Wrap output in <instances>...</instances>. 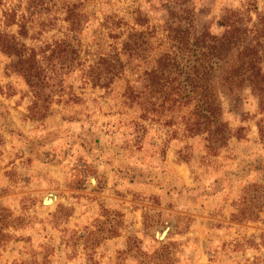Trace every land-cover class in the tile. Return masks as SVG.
Wrapping results in <instances>:
<instances>
[{"label": "rangeland", "instance_id": "374dc122", "mask_svg": "<svg viewBox=\"0 0 264 264\" xmlns=\"http://www.w3.org/2000/svg\"><path fill=\"white\" fill-rule=\"evenodd\" d=\"M18 1L5 0L0 22ZM99 8L100 17L114 11L130 25L136 10L146 13L123 0ZM184 18L183 45L158 27L138 28L149 42L142 54L151 56L141 69L157 65L155 54L177 56L181 64L169 62L164 71L173 80L197 60L189 37L207 34V25L190 13ZM247 32L219 40L234 42L223 56L227 77L241 63V42L259 47ZM8 63L0 59V264H264V106L248 87L239 94V113L222 98L225 119L245 129L242 137L206 161L202 139H171L177 125L121 112L120 84L103 96L71 76L44 117L33 116L29 87ZM235 77L248 81L247 74ZM180 150L192 159L182 160Z\"/></svg>", "mask_w": 264, "mask_h": 264}, {"label": "trees", "instance_id": "16d2710c", "mask_svg": "<svg viewBox=\"0 0 264 264\" xmlns=\"http://www.w3.org/2000/svg\"><path fill=\"white\" fill-rule=\"evenodd\" d=\"M109 2L19 0L16 5L5 7L1 19L4 31H0V53L9 61L7 68L21 76L29 87L34 99L29 106L30 112L33 116L44 117L42 112L49 109L47 102L54 95L65 92L63 83L71 76L82 81L83 88L91 86L104 92L103 96L109 95L113 86L120 84L116 107L121 112L135 110L141 113V119H150L161 126L177 125L171 139L194 141L200 138L204 141L206 161L219 157L231 140L241 138L245 130L234 128L225 119L222 98L233 101L230 111L239 113V94L248 87L264 106V57L259 55L263 43L259 42L258 47V44L250 46L241 42V63L232 67V75L227 77L223 56L230 53L233 40L226 43L209 37L208 33L195 34L197 60L190 58V63L183 66L184 75L170 80L164 71L169 62H173V66L181 64L177 56L155 54L151 60L157 65L141 69L142 63L148 64L150 60L146 61V58L151 56L142 54L149 42L145 31L138 28L149 24V16L136 10L132 25L114 11L100 17V5ZM4 5L5 0H0V7ZM14 24L19 26L21 39L8 32ZM164 28L163 33H167L172 42L185 44L188 29L173 27L169 21L165 22ZM242 30L247 29L244 21L238 19L229 39H237V33ZM260 31H264V20ZM51 32L59 35L47 36ZM204 38H210L214 43L210 45ZM27 40L40 45L31 46ZM96 47H103L106 52L93 56L91 50ZM240 73L247 74V82L235 77ZM147 130L145 126L138 129L141 134ZM178 154L185 161L193 157L181 150Z\"/></svg>", "mask_w": 264, "mask_h": 264}, {"label": "clouds", "instance_id": "9594fccd", "mask_svg": "<svg viewBox=\"0 0 264 264\" xmlns=\"http://www.w3.org/2000/svg\"><path fill=\"white\" fill-rule=\"evenodd\" d=\"M123 2L146 12L150 18L148 27H158L161 31H164L165 20H168L173 27L186 26L180 18L187 17L190 13L193 20L198 19L207 25L206 31L209 37L224 39L233 31L234 22L242 19L248 30L247 34L255 38L253 43L255 44L256 40L264 42L260 39L264 37V33L260 31L261 22L264 20V0H123ZM171 13H176V16L172 17ZM0 31H4L2 22H0ZM8 32L21 39L17 24H14ZM199 35H203V30ZM195 40L196 37L190 35L189 42L195 43ZM259 55L264 57V50H260ZM2 58L3 54L0 53V59ZM250 90V88L245 89L246 92Z\"/></svg>", "mask_w": 264, "mask_h": 264}, {"label": "bare ground", "instance_id": "6f19581e", "mask_svg": "<svg viewBox=\"0 0 264 264\" xmlns=\"http://www.w3.org/2000/svg\"><path fill=\"white\" fill-rule=\"evenodd\" d=\"M55 197V196H54ZM55 200V199H54ZM47 203L48 204H52L53 203V200H50V198H47Z\"/></svg>", "mask_w": 264, "mask_h": 264}]
</instances>
